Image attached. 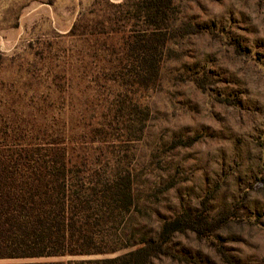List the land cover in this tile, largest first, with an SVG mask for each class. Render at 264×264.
<instances>
[{"label": "rangeland", "instance_id": "obj_1", "mask_svg": "<svg viewBox=\"0 0 264 264\" xmlns=\"http://www.w3.org/2000/svg\"><path fill=\"white\" fill-rule=\"evenodd\" d=\"M162 9L0 0V157L38 151L87 248L116 249L0 264H103L184 212L221 225L174 234L152 264H264V0ZM126 176L127 210L109 188Z\"/></svg>", "mask_w": 264, "mask_h": 264}, {"label": "trees", "instance_id": "obj_2", "mask_svg": "<svg viewBox=\"0 0 264 264\" xmlns=\"http://www.w3.org/2000/svg\"><path fill=\"white\" fill-rule=\"evenodd\" d=\"M169 1L147 0L155 14H163L162 7ZM52 166L53 163L31 149L15 158L0 157L3 169L0 171V259L109 253L116 250L87 248L93 239L88 233L90 222L80 221L81 216L71 213L75 205L66 202L64 180L47 173ZM19 168L31 174L26 176ZM114 181L109 188L117 192L121 206L127 210L132 202L129 178L125 177L124 186L119 190ZM89 208L90 205L86 204V209ZM96 211L102 210L98 207ZM203 220L188 212L177 214L162 221L154 235L142 234L129 251L103 258L101 262L152 264L153 259L173 253L170 242L174 234L184 231L203 234L204 230L213 231L221 225ZM11 264H65V261H16Z\"/></svg>", "mask_w": 264, "mask_h": 264}]
</instances>
